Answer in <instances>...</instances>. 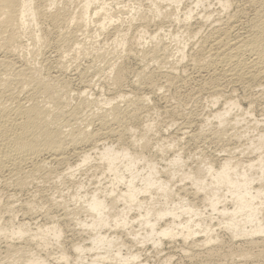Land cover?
Instances as JSON below:
<instances>
[{"label":"rangeland","instance_id":"1","mask_svg":"<svg viewBox=\"0 0 264 264\" xmlns=\"http://www.w3.org/2000/svg\"><path fill=\"white\" fill-rule=\"evenodd\" d=\"M62 1L57 0L59 3L57 6L60 5V7H62L65 5L66 2L64 0ZM101 1L103 0H99L100 3ZM105 1L116 5V1L118 0ZM181 1V4H179L180 7L177 8L176 4H171L170 1L163 0L160 8L164 10L165 14L170 16L167 17L164 15L156 17L157 15L155 13L153 15V12L150 11L151 0H119V4H117L119 9L123 8L122 5L127 4V7L124 5L125 8L121 9L123 17L126 18L130 16V9L135 7H140L141 12L143 11V13L147 15L146 22L143 19L141 20V16L138 15L136 20L133 21L134 24L132 23L131 29H128L130 32L127 30L128 44L125 46L126 50L118 46L117 42H115L114 39L117 35L114 29H112L113 27H110L102 34L99 32V23L94 22L87 29L86 33L85 31L83 33V31H78L74 24H71L67 28V24L58 25L49 18L39 17V19H37L38 26L33 23L34 28L32 26L30 28H33V32L37 31V34L40 30L39 33L45 37V43H43L45 45L42 51H36V55V52H34L32 48H30L31 50L23 48V50L14 53L15 55L13 54V56L12 54L9 55L10 57H14H9L10 60L16 62H13L14 66L15 64L17 67L22 66L26 61L30 63V65L32 63V66H38L41 75L44 77L49 75H54L56 77L58 75V77L60 76V79H62V77L65 76L62 82L63 80L65 82L67 81V84L60 95H62L64 100H69L66 101L65 109L67 111H72V109H74L73 107L80 102L81 97L79 94L82 98H88L94 101L98 100L95 101L98 105L92 104L90 108L86 107V109L83 107L79 115H77L79 116L78 120L76 119L75 121V118L73 117L71 119L70 116V123L76 125L77 121H80L81 125H90V129H99L101 125L99 126V122L95 120L96 117L92 115H95L94 111L100 113L108 109L110 105H108L106 101L111 97L116 98L115 101L113 100V103H116V101L120 102L119 105L121 104V108L124 109V112L126 111L125 113L128 112V115L126 114V119H124V125L126 124L124 130L123 127H121V129L116 128L118 124L116 125L110 122L112 126L118 130L120 135L117 134L118 132H115L117 130H113V132L108 131V129H103L105 133L102 131L103 134L100 136L101 138L99 137L94 144L82 143L81 146L77 148H74L72 144L68 145L69 148L72 147L70 150H66L65 161L63 160L61 163H58L59 161H57V163L56 161H50L47 165V170H42L44 172H39V175L37 174L38 176L35 175L36 177H30L32 181L29 178V183L27 182L24 186L16 185L18 184V182L15 181L16 177H13L12 180V177H8L10 175L7 171L0 174H3V177L0 176V226L12 229L17 227L18 224L20 225L23 223L24 220L29 224L30 228H34H32L33 230L40 225H52L53 222L61 225L60 227L63 230V235L58 241L52 234L47 236L50 238L49 241L47 240L49 243L48 246H44L43 241L38 242L41 241L39 239L32 240L27 237L18 238L13 235L10 236V231L6 233L8 235L0 234V264H17V262H13L15 256H17V259H15L20 261L22 258L27 259L33 252L47 258L46 264H88L90 262L89 260L94 256L96 250L86 252L83 259L78 260L77 252L74 249V245L77 243L91 246V240L88 239H90L92 232L87 230L81 222L78 221L81 219L85 220L87 216L85 215L84 209H82L84 204L82 205L79 200L76 201L77 199H74L73 195H75L77 191H81L84 194L85 190L86 192H92L97 190V188L104 189V187L110 186V180L113 176L109 173H105L104 175L101 174V169H98L100 172L96 170V166L100 162L96 151L101 149L104 144L113 145L116 148L129 147L132 151H135L136 149L143 148V142L135 146L132 145V140L136 138L141 139L144 136L147 140L145 139L143 141H148V146H146V148L144 147V149H140V151H136L140 153L142 151L143 154H141L143 156L156 162L158 167L162 170H165V167L167 168L169 160L177 156H180L182 159L185 169L192 168L195 170L204 167L203 164L205 165V162L208 160L218 167L226 158H232L233 160L240 159L241 161L248 162L251 159H257L260 153L264 154V149L261 151L255 150L256 140H258L260 134L264 133V87H262L264 86V76L259 79H254L255 81L252 78L250 79L249 76H247V78L245 76V79L244 77L241 79L234 78V80L230 77L228 72L226 73L227 75L221 73L223 72V68L217 64L203 66L200 67L201 69L199 66L196 68L193 66V60L196 55H199L202 49H208L213 43V40L225 31V28L230 33V35L228 33V37L230 36L231 38H233L236 33L238 34L242 31L249 30V26L253 22L257 11L259 9H264V0H230L231 4L227 10L220 6L219 0H206L203 4L198 6H195L196 0ZM69 2V5L74 3L71 6V9L73 8L74 10L77 8L78 4H80L81 0H73L71 4ZM98 5L99 3L94 4L93 10ZM191 7L195 8L193 9L195 10L193 11L195 15L192 14L194 18H191L192 21L189 22V27L186 28L182 25L184 23H179L177 19V21L175 20V17L177 18L179 16L181 19L184 18V14L188 9L190 10ZM149 8L150 10H148ZM54 9H56V6H54L53 10ZM207 12H211L212 16L205 24L201 17ZM120 14L121 13H119V15ZM199 20L201 22H199ZM229 20L234 21L232 25ZM127 21L121 28L128 27L129 24ZM31 29H28V34L33 33ZM197 29L199 33L195 35L196 39L187 35V31H198ZM73 30H77L76 37L81 38L79 41H81L82 44L79 51L75 50V44L71 43V45L70 42L67 43L61 39L62 32ZM58 31L62 32L59 33ZM140 31H142L144 36V40L142 39L141 41L138 40V36L141 34ZM176 34H179L178 38L172 37ZM180 34H183L182 37ZM29 36H31V34ZM27 37H25V39ZM157 42L165 44L168 47V58H166V61L161 57L154 58L151 56L152 53L151 55H145L144 53L151 50ZM181 45H186V53L183 59H180L179 56L176 57V55H179L178 49ZM30 51L33 52L29 53ZM59 51L60 54H58ZM2 54L4 53L2 52ZM60 55L63 56V61L62 57L59 59ZM161 55L163 56V54ZM143 58L145 59L143 60ZM63 62H66L67 67ZM59 63L63 64L66 67L64 68L68 70L63 69L60 71L61 67L59 68ZM145 63L148 64L145 65ZM112 65H116L114 70L110 68ZM148 65L149 67L146 68ZM193 67L195 69H193ZM119 68L123 71L122 80L116 85L112 76L116 75L115 70L117 72ZM141 68L142 70L145 69L146 73L149 74L147 78H142L145 81L142 79L140 81L137 80V74H139L138 71L141 70ZM64 73L66 74L64 75ZM89 82L93 87L91 85L88 87L90 84ZM120 93H124L128 96L127 98H133L134 100L136 97L145 94L149 96H147L149 102L147 101V106H143L141 109L137 110V117L134 116L133 118V111H128L130 108L132 109L133 106L130 107L129 103L127 104L126 101L122 102L123 99L118 96ZM230 100L237 101L239 106L235 108L231 114H228L227 121L220 125L217 120L213 119L212 114L215 112L214 110L224 108L225 101L227 102ZM129 112L132 113L129 115ZM81 114L82 116H80ZM67 116H69V113H67ZM89 116L94 118V120L89 119L90 122H88L89 120L87 119L90 118ZM82 118H84L83 121ZM237 120L238 123L236 122ZM84 121L87 123L85 124ZM114 133L115 135H113ZM99 140L100 142L98 143ZM95 144H97L96 146L98 148H101L96 149ZM91 146L93 150L96 151H92ZM88 149L90 152H94L96 156L93 153L90 162L87 163V165L80 166L81 169H79L80 167L75 165L80 163L78 162L80 161L79 152L80 150L88 151ZM142 165L143 162L138 164L140 170L142 169ZM72 166L76 171L73 175H69V168ZM46 173L49 175H46ZM125 174L129 178L128 172ZM22 177H24V174H22ZM127 177L126 179H128ZM163 177L165 178V176ZM136 182L138 183L139 181L137 180ZM171 183L174 190H178L175 192L180 191L179 193L182 196L186 197V199L188 198L187 201H190L198 207L200 206V208L205 211V215L208 216L210 213H213L210 208H207L208 210L205 209L203 194L196 192V188H194L188 180L183 182L176 178ZM18 187H20V189ZM118 187L124 189L125 185L120 184ZM120 208H122V205ZM33 211L34 213L32 214ZM24 213H26L25 217L28 216V219L24 217ZM136 214L137 212L134 210L130 212L129 216L134 218ZM30 215H33L34 218H29ZM213 216L216 217L217 213L214 212ZM262 216H264V213H262ZM168 219L169 218H167V220ZM210 219H207V221L209 222ZM167 220L165 219V222ZM29 221L31 222L29 223ZM210 222H212L214 234L217 235L218 233L219 240L217 241L218 243L213 241L206 245L202 243L205 237L204 233H199L194 237V240L189 239L187 241L181 239V236L171 240L166 238L158 247L157 245H153V241L142 242L139 240V242L138 240H134L133 236L129 235L127 230L122 228L109 230L104 228L105 231L103 232V229L102 232L111 236L115 234L117 236L119 235V237L122 238L121 240L126 244L122 247V254H128L130 251L139 254L138 260H136L137 264H264V234L256 236V243H251L248 238H233L223 225L221 226L218 224L216 218H212ZM135 223L133 228H136L135 230H139L140 228L141 230L138 222ZM195 240L196 244L194 243ZM9 245H11V247ZM100 250L101 249L97 251L103 252V250ZM18 251H20V253ZM62 251L67 252L69 255V260H67V262L60 259ZM16 252L18 253L17 255H15ZM245 252H247V258L246 256L241 257V255H243L242 253ZM12 255L15 256L13 257ZM18 258L21 259L19 260ZM119 261L120 260L117 259H110L100 264H130V262L122 263Z\"/></svg>","mask_w":264,"mask_h":264},{"label":"bare ground","instance_id":"2","mask_svg":"<svg viewBox=\"0 0 264 264\" xmlns=\"http://www.w3.org/2000/svg\"><path fill=\"white\" fill-rule=\"evenodd\" d=\"M64 1L66 2L65 5L60 7V5L57 6L59 4L57 0H0V174L7 171L10 176L7 174L6 175L8 177H12V180L13 177L18 178H15V181L18 182L16 185L18 186L26 185L30 177L37 175L39 172L43 173L44 171L42 170H47L46 168H48L47 165L50 163V161H56V163L59 161L58 163H61V161L66 158V150H70L72 147L71 146L69 148L68 145L72 144L74 145V148H77L78 146L80 147L82 143L94 144L103 134V132L105 133L103 129H108V131L117 130L112 126L111 123H115L116 125L118 124L116 128L119 129L123 127L124 130L126 127V124L124 125V119H126V114L128 112H124V109L120 106L121 104L119 105L120 102L116 101V103H113V100L115 101L116 99L114 97H111L108 101H106L107 104L110 105L108 109L105 111L103 110L104 112L102 111L100 113L94 111L95 115H92L93 117H96L95 120L96 122H99V126L101 125L99 129H90V125L86 124L87 122H85L86 119L84 121L86 125L83 124L84 126L81 125L80 121H77L76 125L74 123H70V116L71 119L74 117L75 121L76 119L78 120L79 116L77 115H79L81 109H83V107L84 109H86V107L90 108L92 104H97L95 101L98 100L94 101L89 100L88 98H82V96L79 94L81 97V100L78 103L79 105L77 104L75 107H73L74 109H72V111H67L65 109L67 103L66 101L69 100H64L62 95H60L63 88L67 84V81L65 82L63 80L62 82V79L65 76H63L62 79H60V76L58 77V75L56 77L54 75L44 77L41 75L38 66H32V63L30 65V63L25 61V64L23 63L24 65L22 64V66L17 67L16 64L14 66V63L16 62L10 60V58H14L12 57L14 53L23 50V48H28V50L32 48L34 52L42 51V48L45 45L43 44L45 43V37L39 33V29L38 34L37 31H32L34 28L33 23L34 25L36 24L38 26L37 19H39V17H46L47 19L49 18L58 25L67 24V28L71 24H74L75 28L78 29V31H83V33L84 31L86 33L87 29L94 22L99 23V32L102 34L105 33L110 27H113L112 29H114L117 35L114 40L117 42L118 46H121V48L124 49L128 44L127 30L131 29L130 27L132 26L133 21L136 20L138 15L141 16V20L143 19L145 22L147 18V15H145L143 11L141 12L140 7L130 9V16L126 18L123 17L121 9H124L127 4H124L125 6L121 4L123 8L120 7L121 9H119V6H117V4H119V0L116 1V5L113 3H107L105 0L101 1V3L99 0H81L78 6L76 5V2L75 5L77 8L74 10L73 8L71 9V6L74 3L72 5L68 4L69 1L71 4L73 0ZM162 1L151 0V10L150 8L148 10L152 11L153 15L155 13L157 15L156 17L164 15L167 17L170 16L165 14L164 10H161L160 5L163 3ZM168 1H170L171 4H176L177 8L180 7L179 4L182 2L181 0ZM205 1L206 0H196L195 6L203 4ZM96 3H99V5L93 10V5ZM219 3L221 4L219 5L226 10L231 4L230 0H219ZM54 6H56V9L53 10ZM193 9L195 8L191 7L190 10L188 9L185 14L183 13L184 18L182 19L177 15L178 17H175V20L177 19L179 23L181 22V24L184 23L182 24L183 27H189V22L192 21L191 18H194L192 14H194L193 11L195 10ZM119 13L121 14L119 15ZM211 16V12L204 14L203 17H201L203 23L206 24L210 20ZM126 21L129 24L128 27L121 28ZM199 22L201 21L199 20ZM232 22L234 21H230L231 25L233 24ZM31 26L33 27L32 29L30 28ZM28 29H31L33 33L28 34ZM140 32L141 34L138 36V40L141 41L142 39L144 40V36L142 31ZM187 32L188 36L195 38V35L199 33V30H191ZM62 33V38H60L67 43L70 42V44H75V50L79 51L82 42L79 41L81 38L76 37L77 30L66 31L63 34ZM228 33V30L225 28V31L222 34L219 36L216 35L217 37L213 40V43L210 45V47H208V49L205 48L201 51L199 50V55H196L193 60V66H195V68L199 66L200 68L211 64H217L223 68V72L221 73H225V75H227L226 73L228 72L230 77L233 79H241L243 77L245 79V76L246 78L249 76L250 79L252 78L254 80L264 76V9H259L257 11L253 22L249 26V30L242 31L238 34L236 33L233 38L230 36L229 38ZM30 34L31 36H29ZM178 35L179 34H176L172 37L178 38ZM25 37L27 38L25 39ZM185 49L186 45H181V47L178 49L179 55H176V57L179 56L180 59H183L186 53ZM167 51L168 47L165 44L157 42L151 50L144 53L145 55H151L152 53L151 56L154 58L161 57L166 61V58H168ZM2 52L4 54H2ZM31 52L33 51H30L29 53ZM10 54H12L11 57L9 56ZM58 54H60V51ZM161 54H163V56ZM61 57L63 61V56L60 55L59 59H61ZM144 59L145 58H143V60ZM60 63L59 68L61 67L60 71H62L67 66L66 62H63V64L65 63L66 67ZM147 64L148 63H145V65ZM147 67H149V65L146 66V68ZM110 68L114 70L116 65H112ZM142 68L138 71L139 74H137L138 81H140L142 78H147L149 75L146 73L145 69L142 70ZM195 68L193 67V69ZM115 73L116 75H113L112 78L117 85L122 80L123 71L119 68L117 72L115 70ZM65 74L66 73H64V75ZM90 85L91 83L88 85V87ZM118 96L123 99L122 102L126 101L127 104L129 103L130 107L133 106L132 109L130 108V110H128L133 111V118L134 116L137 117V110L141 109L143 106H147L146 104H148L147 101L149 100L147 98L148 95L146 96L145 94L143 96L136 97L135 100L132 97V99L127 98L128 96L124 93H120ZM238 106L239 103L237 101H225L224 108L220 110H214L215 112L212 114L213 119L217 120L220 125L224 124V122L227 121L228 114H231V112ZM67 113H69V116H67ZM131 113L132 112H129V115ZM80 116H82V114ZM89 117L90 118L87 120H94V118H91V116ZM84 118H82V121ZM88 122H90V120ZM236 122L238 123V120ZM115 132L117 133L118 130ZM117 134H119V132ZM113 135H115V133ZM145 139L147 140V138L144 136L141 139L136 138L135 140H132V145H140L141 142H143V148L136 149L140 151V149H144V147L146 148V146H148V141H143ZM99 142L100 140L98 143ZM96 145L97 144H95L96 149L101 148H98ZM263 149L264 133L259 135V138L255 143V150L261 151ZM136 150L132 151L129 147L116 148L115 146L108 144H104V146H102V148L98 151L93 150L92 147V151H96L98 160L100 161V164L98 163L96 166V170L101 169V172L98 170L101 174L104 175L105 173H109L113 177L110 180V186H106L104 189L97 188V190L92 192H86L85 190L84 194L81 191H77V193L73 195L74 199H77L76 201L79 200L82 205L84 204L82 209H84V212L86 213L85 215L87 216L85 220L81 219L78 221H80L87 230L92 232L90 239H88L91 240V246L85 245L83 243H77L74 245L78 260H82L86 252L96 250V253L90 258V262L88 264H100L101 262L110 259H117L122 263H136L139 254L132 253L130 251L128 254L123 255L122 247L126 245L125 242L121 240L122 238L119 237V235L117 236L115 234L111 236L107 233H103L105 231L104 228H107L108 230L119 228L125 229L129 235L133 236L134 240H140L142 242L153 241V245H157L158 247L166 238L171 240L181 236V239H184V241L189 239L194 240V237L199 233H204L205 237L203 242L201 241L203 245L209 244L213 241L217 242L219 240V236L218 233L217 235L214 234L215 232L213 225L212 222H210L212 218H216L218 224L221 226L223 225L224 228H226L228 232H230L231 236L235 239L248 238L250 239L251 243H256V236H261L264 234V216H262V213H264L263 153H260L257 159H251L248 162L241 161L240 159L233 160L232 158H226L220 163L218 167H216L213 162L208 160L205 162V165L203 164L204 167H200L195 170L192 168L185 169L182 159L180 156H177L169 160L167 168L165 167V170H162L158 167L156 162L143 156L142 151L141 154ZM82 151L80 150L79 152L80 161L78 162L80 163H77L78 165L75 164L78 167L87 165V163H89L92 159V154L94 153H92V151L90 152L89 149L88 151ZM96 154L94 153L95 156ZM140 162H143L141 170L138 168V164H140ZM69 169V175H73L76 171L73 166ZM79 169H81V167ZM126 172H128L129 178L126 176ZM48 173H46V175ZM22 174H24V177H22ZM163 176H165V178ZM126 177L128 179H126ZM176 178L183 182L188 180L192 186L196 188V192L203 194L205 209L210 208L213 213H217V216L214 217L213 213H210L208 216L205 215V211L200 208V206L198 207L190 201H187L188 198L186 199V197L182 196L179 193L180 191L175 192L177 189L174 190L171 182ZM137 180L140 182V184L139 182H136ZM120 184H124L125 188H119L118 185ZM18 188L20 189V187ZM121 205L122 208H120ZM134 210L137 212V214L134 216V218H131L129 214ZM33 213L34 211L32 214ZM25 214L26 213H24V217ZM31 217H33V215H30L29 218ZM167 218L169 219L167 220ZM165 219L167 220L166 222ZM207 219H210L209 222ZM30 222L31 221H29V223ZM135 222H138L141 230L140 228L139 230H135L136 228H133ZM60 226L61 225L53 222L52 225H40L38 228L33 230L34 228H30L29 224L23 220V223L20 225L18 224L17 227L12 229H7L6 227L0 226V234L8 235L6 233L10 231V236H17L18 238L27 237L28 239L32 240L39 239L41 241L38 242L43 241L44 246H48V241L50 238L47 236H50V234H52V236H54L57 241L62 237L63 230ZM11 245L9 246L11 247ZM99 249L103 250V252H98L97 250ZM20 251L18 252L20 253ZM17 254L18 253L16 252L15 255ZM242 254L243 255H241V257L246 256L247 258V252ZM15 258L17 259V256L14 257L13 262H17V264H46L47 262V258H44L35 252L30 254L27 259H23L21 257L23 261L21 258H18L19 260L21 259L20 261L16 260ZM60 259L67 262V260H69V255L67 252L62 251Z\"/></svg>","mask_w":264,"mask_h":264}]
</instances>
